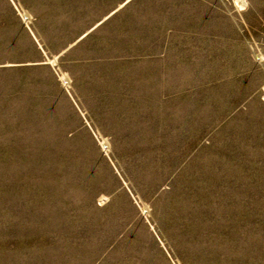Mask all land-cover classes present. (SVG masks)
<instances>
[{
  "label": "rangeland",
  "instance_id": "1",
  "mask_svg": "<svg viewBox=\"0 0 264 264\" xmlns=\"http://www.w3.org/2000/svg\"><path fill=\"white\" fill-rule=\"evenodd\" d=\"M0 264H264V0H0Z\"/></svg>",
  "mask_w": 264,
  "mask_h": 264
}]
</instances>
